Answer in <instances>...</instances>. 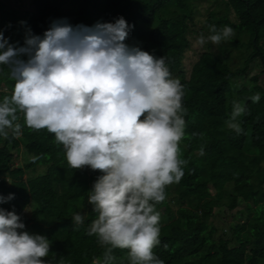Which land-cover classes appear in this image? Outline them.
Wrapping results in <instances>:
<instances>
[{
  "label": "trees",
  "instance_id": "16d2710c",
  "mask_svg": "<svg viewBox=\"0 0 264 264\" xmlns=\"http://www.w3.org/2000/svg\"><path fill=\"white\" fill-rule=\"evenodd\" d=\"M201 1L214 7L201 28L204 49L187 70L185 54ZM121 16L134 25L126 43L164 56L171 78L181 82L185 93L186 127L179 143L185 175L174 190L166 186L165 201L156 205L160 243L154 254L163 264H264V77L255 75L248 85L235 81L255 60L264 75V0H80L69 9L52 0H33L25 10L0 0V31L17 47L24 45L29 29L43 36L57 19L93 26ZM210 25L231 27L235 35L214 44L207 39L213 34ZM14 85L8 66L0 65V103L11 97ZM256 94L260 100L254 103ZM234 101L247 109L237 118L240 135L227 126ZM18 116L19 138L11 130L7 138L0 135V195L15 194L0 207L21 216L26 227L20 231L49 239L44 259L50 264L102 260L106 246L88 235L97 218L89 190L102 173L71 168L54 133L30 129L24 114ZM21 148L31 156L23 165L16 164ZM40 165L45 168L41 174L28 176ZM76 213L85 217L80 226L73 224ZM128 251L114 249V264H129Z\"/></svg>",
  "mask_w": 264,
  "mask_h": 264
},
{
  "label": "clouds",
  "instance_id": "9594fccd",
  "mask_svg": "<svg viewBox=\"0 0 264 264\" xmlns=\"http://www.w3.org/2000/svg\"><path fill=\"white\" fill-rule=\"evenodd\" d=\"M132 28L123 16L93 26L57 19L43 36L29 29L20 47L0 31V65L15 80L11 97L0 103V135L7 138L11 130L19 138L21 112L30 129L55 134L71 168L102 173L89 190L97 218L88 235L97 236L106 250L92 264H114L116 248L129 250V264H163L153 252L160 243L156 205L165 201L167 185L180 182L187 164L179 148L187 115L184 86L171 78L164 56L126 43ZM209 30L214 44L235 35L228 26ZM205 42L201 35L197 43ZM251 99L256 103L260 96ZM246 112L233 102L227 126L237 135L243 133L237 118ZM14 195H0V204ZM84 219L76 213L73 224ZM25 227L15 210L0 207V264H50L44 259L49 239L20 231Z\"/></svg>",
  "mask_w": 264,
  "mask_h": 264
},
{
  "label": "rangeland",
  "instance_id": "374dc122",
  "mask_svg": "<svg viewBox=\"0 0 264 264\" xmlns=\"http://www.w3.org/2000/svg\"><path fill=\"white\" fill-rule=\"evenodd\" d=\"M8 5L13 6V7H17L20 10H25L26 8H31L32 7V1L33 0H4ZM54 3H58L61 4L65 9H69L70 7H75L76 5H78V2L80 0H52ZM75 1V2H73ZM214 7V5L207 3L205 1H201L200 3H198V7H197V11L195 14V20L196 22L194 23L193 29H196V31H191L189 38L191 40V48L187 51V53L185 54V67L187 70H190L192 65L197 61L199 54L203 51L204 45H199L197 43L199 37L202 35L201 34V28L203 27V25L205 24V20L208 16V13L210 10H212ZM192 29V30H193ZM262 67L260 66V62L255 60L250 67L249 72L247 73L246 76H242L238 79H236L235 81L237 82L238 85H242V84H249V80L255 76L258 75L261 79L264 77L263 73L261 72ZM31 156L25 151L24 148H21L20 151L18 152V157L16 159V164L19 165H23L26 164L28 162H30ZM45 168L40 165V167L36 170H30L29 172H27L28 176H35V175H39L42 173V171H44ZM172 190L175 189L176 184H171L170 185ZM35 205L34 203L31 205V208H34ZM161 222L163 221V218H161Z\"/></svg>",
  "mask_w": 264,
  "mask_h": 264
}]
</instances>
